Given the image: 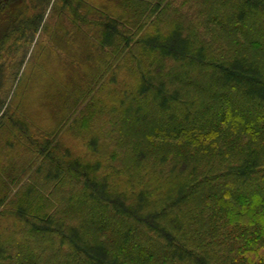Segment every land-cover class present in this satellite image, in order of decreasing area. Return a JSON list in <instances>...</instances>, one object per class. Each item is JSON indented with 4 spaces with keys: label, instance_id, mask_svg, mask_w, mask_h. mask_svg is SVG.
Instances as JSON below:
<instances>
[{
    "label": "trees",
    "instance_id": "1",
    "mask_svg": "<svg viewBox=\"0 0 264 264\" xmlns=\"http://www.w3.org/2000/svg\"><path fill=\"white\" fill-rule=\"evenodd\" d=\"M26 1L52 0H0L3 61L41 26ZM121 1L78 15L94 83L65 126L89 153L34 136L0 264H264V0Z\"/></svg>",
    "mask_w": 264,
    "mask_h": 264
},
{
    "label": "rangeland",
    "instance_id": "2",
    "mask_svg": "<svg viewBox=\"0 0 264 264\" xmlns=\"http://www.w3.org/2000/svg\"><path fill=\"white\" fill-rule=\"evenodd\" d=\"M108 1L110 0H83L76 6V13H73L68 4H76L78 0L23 3L27 6L26 16L31 18L38 15L36 21L42 19V22L36 32L31 31L33 40L27 44V49L13 52L5 61L3 56L0 57V98L3 101L0 104V236L5 235L8 229L21 225V221L13 215V218L10 215L4 220L1 217L3 207L14 208L3 202V199L11 198L14 201V192L19 187L11 183L13 189L10 193L4 192L11 177L26 174L21 177L18 185L21 187L27 182L28 175L37 173L40 161L34 162L41 156V149L33 146L35 135L41 139V134L52 135L53 132L54 137L63 140L62 145L69 149L71 155L82 158L89 153L81 130H69V125L65 126L78 109V101L81 102L87 95V86L94 83V77L90 81L92 76L81 75L84 62L87 63L92 54V41L87 39L85 29H81L78 15H88L89 5L98 7L101 11V3L107 5ZM34 2L37 3V8L31 7ZM123 2L122 0L120 3L124 4ZM105 9L114 7L109 4ZM42 13L43 16H40ZM6 20L4 17L0 20V35L6 28ZM0 53L3 54V46H0ZM5 53L9 54L7 50ZM96 93L97 97H101L98 91ZM32 162L34 169L31 168ZM71 188L66 186L72 198L74 196V200H81L79 196L83 188ZM122 221L125 225L128 224L125 220Z\"/></svg>",
    "mask_w": 264,
    "mask_h": 264
}]
</instances>
